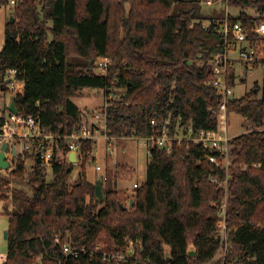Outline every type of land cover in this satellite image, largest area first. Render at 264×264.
Returning a JSON list of instances; mask_svg holds the SVG:
<instances>
[{"label":"trees","instance_id":"trees-1","mask_svg":"<svg viewBox=\"0 0 264 264\" xmlns=\"http://www.w3.org/2000/svg\"><path fill=\"white\" fill-rule=\"evenodd\" d=\"M10 1L0 0V9ZM15 1L14 23H7L0 50V97L8 91V71L17 70L24 82L16 98L19 114L37 117L55 136H67L82 122L74 99L85 89H97L114 94L110 137L150 136L153 118L169 119L172 131L177 124H192L196 132L216 130L212 110L220 98L209 85V62L223 39L203 26L226 12L206 13L202 3L220 0ZM229 6L240 9L232 21L249 29L248 38L263 58L264 40L250 31L264 22V0H230ZM253 11L260 17L253 18ZM99 58L112 61L105 75L92 64ZM229 85L235 86L234 77ZM228 111L251 125L231 140L229 171L210 163L209 151L193 143H176L171 154L152 146L146 181L130 199L132 209H122L118 182L133 173L121 166L113 183L103 186L104 203L97 202L95 183L84 170L94 161L92 141L81 145V174L73 184L75 164L68 160L64 139L55 143L51 180L39 160L29 170L19 163L9 178H0V202L11 193L13 207L11 212L4 207L9 226L3 264H208L219 250L214 233L226 180L230 257L235 264H264V97L256 87L232 99ZM22 183L30 192L11 186ZM57 236L62 245L87 252L65 255ZM136 241L141 246L134 258L104 259ZM190 247L195 257L188 255Z\"/></svg>","mask_w":264,"mask_h":264},{"label":"built area","instance_id":"built-area-1","mask_svg":"<svg viewBox=\"0 0 264 264\" xmlns=\"http://www.w3.org/2000/svg\"><path fill=\"white\" fill-rule=\"evenodd\" d=\"M230 0H220L225 9L224 18L209 21L204 24V29L218 33L222 37L221 50L212 56L209 65L211 67V80L209 85L216 91L220 98V104L217 110H212L216 117V130L214 131H198L196 132L192 124H177L172 131L170 128V120L159 123L155 118L150 120V126L154 133L146 137H132L140 141L146 148L147 158L150 157L152 146H157L160 150L171 154L174 144L182 142L193 143L196 146H202L209 151L207 160L218 168L229 171L231 166L230 143L233 139L230 136V115L228 111L229 103L234 99V87H230L229 83L234 77V83L237 81L244 82L247 77L255 72L258 68H264V57L258 52L257 48L249 40V29L240 22H233V17L229 9ZM16 4L15 0H11L8 4V10H13ZM254 12V11H253ZM253 18L257 19L260 14L251 13ZM254 36L264 40V22L255 24L251 31ZM112 61L108 58H99L94 62L95 72L105 75L111 67ZM17 70H10L7 73L6 80H10L7 84V93L12 96L23 94L24 82L19 80ZM101 94L106 98L103 107L92 111L88 120L83 119L78 129L74 130L67 136H55L50 131L41 127V122L37 117L25 116L21 114H10L8 108L0 111V156L3 153V147L6 145L5 161L8 168L0 167V178H9L14 172L18 164L24 162L25 169L29 170L30 166L39 160L45 168L46 180L52 178L53 166L55 161V143L57 139H64L67 147V157L71 153L77 154V162L82 161L81 145L85 141H92L95 144L101 140L108 143V151L113 149V140L116 138L108 135V114L110 101L114 97L113 93L106 94L104 90H100ZM3 95V93H2ZM264 97V96H263ZM11 100L8 102L10 105ZM9 107V106H8ZM264 131V127L260 130ZM94 162V161H93ZM91 161V163H93ZM97 171H101V167H97ZM212 183H219L216 179H211ZM12 186V185H11ZM141 186V184H140ZM224 188L225 197L218 207V224L215 230V238L219 244V250L215 258L208 264H235L230 257V228L228 226V180L221 185ZM139 184H134V188H138ZM58 246L62 245L60 237H55ZM141 246V241L129 242L126 250L122 253H114L105 255V260L116 259L119 261H127L135 257L136 251ZM63 253L78 258L87 252L85 247L73 248L70 244L62 245ZM99 251L97 247L95 249ZM6 257L2 258L5 261Z\"/></svg>","mask_w":264,"mask_h":264},{"label":"rangeland","instance_id":"rangeland-1","mask_svg":"<svg viewBox=\"0 0 264 264\" xmlns=\"http://www.w3.org/2000/svg\"><path fill=\"white\" fill-rule=\"evenodd\" d=\"M222 3L207 1L202 3V9L206 13H212L214 9L221 10L223 9ZM127 8L128 5H127ZM229 13L233 17H237L240 14V9L237 7H229ZM12 10L8 8L0 9V50H2L5 42V31L7 23L10 20ZM254 14V12H252ZM78 58H75V61ZM74 61V60H73ZM258 88V97L261 98L264 96V68L260 67L255 72L250 74L245 83L237 81L233 91V98L238 99L243 97L253 88ZM105 97L101 94L100 90L97 89H85L81 91L74 102L81 109V114L83 119L88 120L91 116L93 110L103 107L106 103ZM11 100L10 95L6 92L0 97V111L1 109H7ZM251 125L248 121L239 114L231 112L230 114V136L232 138L242 134L243 132L250 130ZM252 129V128H251ZM113 149L108 151V143L104 140H101L95 144L93 160L91 163L88 161L84 170L87 174V178L96 183L98 174L104 175L105 183L104 187L111 184L115 180L116 171L119 166L124 167L129 172H132L133 175L127 180H119L118 182V191L120 197L123 201L125 207H129V200L134 197V184L142 185L146 181L147 177V165L148 158L146 153V148L144 145L135 138H120L112 141ZM229 160L231 164V158L229 155ZM97 167H101V171H97ZM81 162L75 164V169L70 177V183L73 184L81 174ZM51 180V177L49 178ZM26 183L22 184H12V188L23 189L30 192V188ZM7 200L0 202V264H3V257H6L8 244L6 239V233L8 231L9 221L6 216L5 206L8 205V212L12 211V194L8 195Z\"/></svg>","mask_w":264,"mask_h":264},{"label":"water","instance_id":"water-1","mask_svg":"<svg viewBox=\"0 0 264 264\" xmlns=\"http://www.w3.org/2000/svg\"><path fill=\"white\" fill-rule=\"evenodd\" d=\"M234 1H238V0H234ZM247 14L249 15L250 12L248 11ZM10 22L14 23V18L13 16H10ZM94 62H92L93 64ZM10 80H6V84H9ZM3 90V89H2ZM255 92L257 93V90H255ZM16 98L17 96L14 95L11 98V102L10 105L8 107V111L9 113L7 114V116H9L11 113L12 114H19L17 106H16ZM64 128H61V131H63ZM7 150V146L5 145L3 147V153L0 156V167L3 169H7L8 168V163L5 161V157H6V152ZM69 162L72 164H76L77 163V154L75 152L71 153L69 156ZM104 180H103V175L102 174H98V178L97 181L95 183V198L97 200V202L99 203H104L105 201V193H104ZM134 206V200L130 201V205L129 207H125L122 205V209L126 210V209H132ZM8 238V233H6V239ZM165 258L166 261L168 262L171 258H170V249L168 247L165 248ZM188 255L195 257L197 255L196 250L194 249V247H190L189 251H188Z\"/></svg>","mask_w":264,"mask_h":264},{"label":"flooded vegetation","instance_id":"flooded-vegetation-1","mask_svg":"<svg viewBox=\"0 0 264 264\" xmlns=\"http://www.w3.org/2000/svg\"><path fill=\"white\" fill-rule=\"evenodd\" d=\"M253 89H255V87H254ZM253 89H252V90H253Z\"/></svg>","mask_w":264,"mask_h":264},{"label":"crops","instance_id":"crops-1","mask_svg":"<svg viewBox=\"0 0 264 264\" xmlns=\"http://www.w3.org/2000/svg\"><path fill=\"white\" fill-rule=\"evenodd\" d=\"M102 170V169H101ZM104 176V175H103ZM131 201V200H130Z\"/></svg>","mask_w":264,"mask_h":264}]
</instances>
